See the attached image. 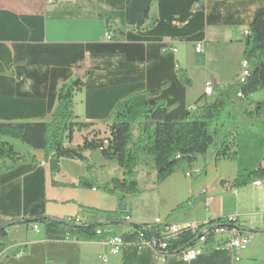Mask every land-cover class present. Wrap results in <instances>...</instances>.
<instances>
[{"label": "crops", "instance_id": "obj_1", "mask_svg": "<svg viewBox=\"0 0 264 264\" xmlns=\"http://www.w3.org/2000/svg\"><path fill=\"white\" fill-rule=\"evenodd\" d=\"M67 2L78 3L82 9L63 11ZM262 11L264 0H58L54 4L0 0V121L49 120L58 106L60 88L76 79L84 84L75 93L73 110L92 127L80 132V142H75L74 135L73 144L81 143L92 130L106 134L114 122L138 123L151 101L167 105V121H181L188 113L199 115L229 85L239 82L249 28ZM108 31L112 40L106 38ZM199 44L203 48L197 52ZM179 70L188 74L191 85L182 82ZM209 82L211 95L205 94ZM158 89L159 95L148 96ZM235 98L244 97L239 92L232 97L238 105ZM239 111L264 126V119L249 115L254 111L249 102ZM233 138L236 159L217 162L211 147L194 164L191 177L178 171L173 174V209L191 198L193 202L182 210L179 220L169 221L203 224L235 217L253 242L240 252L213 246L190 262L177 255L163 259L149 245L129 244L120 254L110 253V239L128 231L129 224H125L127 230L117 232L109 222L119 216L109 220L85 216L83 208L91 204L76 202L71 186L53 184V180L75 184L84 174L70 175L63 159L60 174L53 175L43 151L29 146L17 150L13 141L19 140L7 138L21 158L11 167L0 159V226L45 215L108 223L110 230L102 228L95 236L60 242L40 236V229L33 226L13 225L11 243L2 251L0 264L32 263L37 257L52 264H264V179L233 185L235 179L264 165V130L259 134L250 129L235 131ZM101 167L94 176L110 180L109 165ZM62 173L68 175L66 181L58 178ZM149 177L156 183L153 164L146 162L139 168V183ZM181 181L187 189L182 190ZM87 192L79 193L83 197ZM128 221L152 223L134 214ZM36 247L42 248V256L34 251Z\"/></svg>", "mask_w": 264, "mask_h": 264}, {"label": "trees", "instance_id": "obj_2", "mask_svg": "<svg viewBox=\"0 0 264 264\" xmlns=\"http://www.w3.org/2000/svg\"><path fill=\"white\" fill-rule=\"evenodd\" d=\"M80 9L82 6L78 3L67 2L62 6L63 11ZM244 60L249 65V75L245 81L229 85L221 94V98L205 105L199 115L191 116L188 113L181 121H167L166 116L169 110L167 105L162 101H151L142 111L141 120L138 123L114 122L108 126L106 134L92 130L89 135L83 137V141L79 144H73L75 132L90 130L92 124L80 121L74 113L75 93L84 84L81 79H76L60 88L58 106L49 120L0 121V159L7 162L4 164L5 167H11L21 158L13 144L7 140V138L16 139L33 149L43 151L44 159L49 164L52 174L57 175L61 172L63 159L79 160L90 167L89 158L85 153L98 151L105 160L116 162L122 169V178L113 177L102 185V188L121 197L137 195L141 192L138 180L139 168L147 159L153 164L158 184H162L179 170L184 173L192 170L199 157L206 155L211 147L215 149L217 162L223 159L234 160L237 152L234 151L233 132L228 131L226 135L221 136L220 125L215 122L238 92L250 105L254 106V111L249 112V115L264 119V98L259 100L255 97L258 93L264 92V11L257 14L250 25ZM179 76L184 84L191 85L192 81L185 71L179 70ZM160 91L161 89L151 91L148 96L156 97ZM256 179H264V165L235 179L233 185L241 187ZM97 180L93 176H83L77 184L68 185L55 180L53 184L97 189L99 187ZM192 202L191 198L180 204L170 216L181 212ZM120 212L125 215V218L112 219L109 223L115 225L129 223L130 212L127 209ZM169 217L161 223H142L137 224V227L130 226L129 230L121 236L126 242H140L142 239L165 242L167 256H178L195 241L204 224H200L196 230L185 228L176 238L167 239L163 236V230L171 224ZM77 219L76 217L58 218L43 215L30 219L13 220L0 226V253L11 243L9 229L13 225H39L47 240L60 242L68 241V236L77 240L81 236L96 235L98 229L108 225V223L96 221L77 222ZM150 225L151 227H148ZM210 225L212 229L219 225L235 226L241 233H244V228L237 219L235 221H231L230 218L217 219L210 221ZM213 246V241L209 242L208 248ZM47 264H52V261Z\"/></svg>", "mask_w": 264, "mask_h": 264}, {"label": "rangeland", "instance_id": "obj_3", "mask_svg": "<svg viewBox=\"0 0 264 264\" xmlns=\"http://www.w3.org/2000/svg\"><path fill=\"white\" fill-rule=\"evenodd\" d=\"M257 99L261 100L264 98V92H260L255 96ZM235 101L238 103V105H234L233 101H230L228 103L220 116L216 119V124L220 125V134L221 136L226 135V133L229 132H244L250 129L251 131L257 132L259 134L260 131L264 130V126L262 125V122L255 121H249L248 116L242 114L239 110L241 108L247 107V100L245 98L239 99L235 98ZM242 103V104H239ZM257 119V118H256ZM250 122V123H249ZM75 142H80L82 140V136L79 131L75 132ZM13 143L16 146L17 150H25L28 148L25 144H22L19 141H13ZM87 154L89 155V161H90V167L84 162H81L79 160L75 159H67L65 160L64 164L67 169H69V173L72 176H75L76 174H84V176H94L97 172H101V164L105 163L109 165L111 168L110 174L113 177H122L123 172L120 173L119 166L116 162L112 161H106L101 154L98 151H88ZM103 162H100L102 161ZM146 162L149 163L150 160L147 159L144 161L143 165H146ZM151 163V162H150ZM142 165V166H143ZM148 165V164H147ZM72 169V170H71ZM181 174L184 175V172L182 170L178 171ZM60 174V172L58 173ZM112 177V178H113ZM175 177L171 175L169 179L167 178L164 182H167L166 184H158L154 183L152 180V177L141 179L140 181V187L141 192L137 195H127L125 197H121L120 195L113 194L109 192L108 190L102 188V185L106 182L100 180L98 177H96L98 180L99 187L96 189V192L93 191V189L90 188H80L76 186H71L73 189L72 194L75 198L76 202L81 199L84 202H87L88 204H91V207H85L84 215L88 216L89 218L93 220L98 219H110L113 216H119L118 218H125V215L122 214L119 210L121 200H123V204L128 206V211L130 212V215L133 216V214L136 217L142 216L143 218L149 220H152L153 222H156L157 220H160L161 222H164L170 215L173 213V207H172V198L173 195L176 194V185L173 184ZM182 177V176H180ZM58 178L62 181H66L68 178V175L65 173H62V175H58ZM182 179V178H180ZM79 181V180H78ZM77 181V183H78ZM109 181V180H108ZM183 181V180H182ZM180 182V187L182 190L187 189V186ZM75 183V184H77ZM88 191L86 194H82L83 197L80 195V191ZM96 206V207H94ZM67 212H70V208L68 207ZM183 211L177 213L176 215L170 216L169 219L173 220H179L180 217H182ZM145 216V217H144ZM159 218V219H156ZM156 219V220H155ZM129 220V219H128ZM155 220V221H154ZM99 222V221H98ZM39 226V225H38ZM104 231H109L110 227L108 225H105L102 227ZM101 228V230H103ZM114 228L117 230V232L125 231L128 229V226L126 225H116ZM40 229V236H44V231L41 226H39ZM32 232H29L28 235H31ZM11 236H16V233L12 232ZM95 236V235H93ZM17 237H25V234L23 233H17ZM10 238V235H9ZM71 242V241H69ZM42 248L36 247L34 251H41ZM39 253V252H38ZM43 251H41L39 256H42ZM52 253V251H51ZM47 259L41 257H37L36 260H33L32 263H25V264H46Z\"/></svg>", "mask_w": 264, "mask_h": 264}, {"label": "built area", "instance_id": "obj_4", "mask_svg": "<svg viewBox=\"0 0 264 264\" xmlns=\"http://www.w3.org/2000/svg\"><path fill=\"white\" fill-rule=\"evenodd\" d=\"M58 0H47L48 4H54ZM106 38L108 40L113 39V35L111 31H108L106 34ZM203 46L199 44L197 46L196 51L200 52ZM173 51H176L174 48ZM249 75V65L247 61H244L242 64V72L239 78V82H244L246 77ZM213 91L212 83L209 82L205 88V94L211 95ZM239 94H241L239 92ZM189 177L192 176V171L187 172ZM231 221H235L237 218L229 217ZM77 222H80V219H77ZM156 223H161L160 220H157ZM204 227L201 229L199 236L195 239V241L189 245L184 251H182L178 256L184 262H190L197 259L200 255H202L205 250L208 248L209 242L213 241L214 246L227 249V250H235L242 251L249 247L253 242V236L245 233H241V231L235 227H226V226H216L213 229L211 228L210 222L203 223ZM200 224L190 223L186 225H178V224H169L163 230V236L167 239H173L178 236L180 232H182L185 228H191L196 230L199 228ZM148 227H151L148 226ZM34 230H39L38 225H33ZM102 232L101 229L97 230V234ZM68 241H75V238L72 239L68 236ZM109 250L110 253L117 255L120 254L122 249L129 244H137V245H149L152 247L163 259L167 256L165 251L167 244L165 242H156L141 240L140 242H126L121 235H116L112 237L109 241ZM2 253V252H1ZM0 253V256H1ZM106 259V257H105ZM239 259V258H238Z\"/></svg>", "mask_w": 264, "mask_h": 264}, {"label": "water", "instance_id": "obj_5", "mask_svg": "<svg viewBox=\"0 0 264 264\" xmlns=\"http://www.w3.org/2000/svg\"><path fill=\"white\" fill-rule=\"evenodd\" d=\"M120 211H125L127 209V205H124V204H120V207H119ZM129 226H132V227H137L138 225L137 224H134V223H128Z\"/></svg>", "mask_w": 264, "mask_h": 264}, {"label": "bare ground", "instance_id": "obj_6", "mask_svg": "<svg viewBox=\"0 0 264 264\" xmlns=\"http://www.w3.org/2000/svg\"><path fill=\"white\" fill-rule=\"evenodd\" d=\"M240 95H242V94H240ZM241 97V96H240Z\"/></svg>", "mask_w": 264, "mask_h": 264}]
</instances>
